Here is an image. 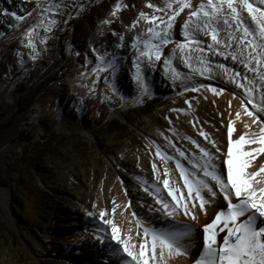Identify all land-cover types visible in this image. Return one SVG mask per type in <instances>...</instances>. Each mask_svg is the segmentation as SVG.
Segmentation results:
<instances>
[{"label": "bare ground", "instance_id": "obj_1", "mask_svg": "<svg viewBox=\"0 0 264 264\" xmlns=\"http://www.w3.org/2000/svg\"><path fill=\"white\" fill-rule=\"evenodd\" d=\"M21 1L36 4L34 10L23 16L26 17L25 20L16 21L13 16L3 13L2 10H7L8 13H16V15L22 16L17 7L19 5L18 2ZM83 1L88 3L89 7L86 10L81 7ZM149 2L157 5V7L163 4V0H0V92L10 91L15 97V105L6 104L12 105V107L7 113L0 114V130L11 121L22 117V120L27 119V121L22 125L14 124L16 127L14 130H16V133L22 134V139L25 142L38 146L47 141L48 136L44 133L45 130H40L38 134H33L29 130L33 121L29 116L25 118L26 114L24 115L23 113V109L26 107V94L32 90V84L22 85L23 82L15 80L18 74H21L23 70L24 72L27 70L22 65L29 53L30 38L26 35V32L34 25L36 27L31 37L32 42L39 44L36 49L43 50L40 52L42 54L40 70L35 72L34 75V79L37 82L43 79L51 80L58 74V82L61 81L64 84L58 90L62 89L64 94L68 98L70 97L72 103H74L73 100L77 102L80 99L84 100L88 103V108L91 112L94 109H103L110 103H124L127 100L128 102L138 101V98H141L140 90L133 79V73L135 72L134 65L139 53L132 45L135 42V34L144 35L147 33V29L152 26L148 21L139 19V14L144 12L148 15H164V13L155 12L153 8L147 7ZM201 2L203 0H191L193 7L198 6ZM117 4H121V9L117 12V15L113 16L111 13ZM50 5L52 7H49ZM56 5H59V7L57 8ZM79 11H84L82 19L75 18L76 13ZM190 11L191 9L185 8L176 17L175 25L172 29L174 40L183 41L182 26L187 20ZM39 16L43 19L36 20ZM45 18L48 19L46 20ZM53 19L57 23L49 30L48 25ZM138 19L139 22L136 27L130 29V26ZM104 20H109L111 23H103ZM41 21H43V26H39ZM157 25L160 26L159 22H157ZM62 34H64V37ZM65 35L68 39L62 40ZM221 36H224L223 32ZM121 37H123V40H121ZM41 38L46 39L44 42H40ZM200 39L202 41L201 46L205 49L204 55L211 60L214 68L211 76L207 74L200 76L192 73L183 62L182 57L177 55L173 60L172 66L182 75L174 80L172 73L165 69L163 64L164 58L172 53L174 45L170 43L163 48L162 59L156 62L154 67L144 68V65H141L146 76L149 93H155V96H159L161 93L172 94L180 90L186 91L196 88L201 91V89H204L207 94L203 102L212 101L215 105H220V99L223 97V92L226 91L230 95H226V98L230 100V103H228L230 111L227 114V119L230 120V123L227 125L224 122V125L220 128L213 123L211 113L203 114L196 105H191L186 115L191 127L185 128L180 123L179 133L174 136L171 135L168 143L164 144L158 140V143H154L151 148V158L157 175L152 181L146 182L145 189L147 188L148 191L144 190L138 198L139 203L143 202L146 204L148 212L142 215L137 213H128L125 216L118 214L110 218L121 229V235L125 238L131 236L130 243L136 245L142 243L143 227L141 225L157 229H169L173 226L176 229H182L185 224L194 225L195 231L192 239L195 241V246L190 249V255L174 257L169 264H195V260L204 246V226L211 223L219 211H226L227 203L218 195L215 203H210L206 206L207 215H205L204 210L199 208L192 209L198 216L196 221L184 216L182 209L173 219L163 211H156L160 207L156 203L157 196L175 203L168 195V189L164 188L163 180L165 178L169 179L170 186L174 185L176 188H180L182 192L187 193V188L182 187L184 180L176 167L177 161L189 172H193V162L200 160L203 155L197 147V144H199L214 154L216 156L215 163L220 165L222 162L221 158L226 159L224 154L227 152L230 142L228 135L230 128L234 129L231 139L236 140L240 135H246L248 139L258 138L260 128L264 127V124L252 123L251 117L247 116L244 111L243 105L247 101L244 99L243 90L237 87L235 83L229 82L224 75L215 70V65L224 64L230 70L240 72L242 75L246 74L249 78L253 76V73L248 72L240 63L234 62L230 58L225 60L223 56L209 52L207 45L212 43L210 36L201 34ZM73 40H75V43ZM62 45H64V48ZM62 48L65 50L64 53ZM47 50L48 52L44 54ZM105 53H107L106 59L111 60L115 57L118 70L114 74L111 69L107 72L101 71L99 73L94 71L97 65L101 63L99 56ZM54 78H57V76ZM106 78L109 83H111L112 79L113 81L116 80V91L109 89V84L105 83ZM73 82L79 83V85L73 87ZM83 83L87 86L86 90L81 87ZM91 88L95 90H90ZM213 88L217 91L213 92ZM259 91V85H257V100L259 99ZM101 92L102 94H100ZM130 92L136 93L135 95L137 96H132ZM124 94L125 99L122 97ZM100 95H103L104 98H99ZM56 104V98L48 101V105H52V107ZM39 106L38 104L36 109L34 108L36 112L39 111ZM220 111L222 117L226 115L221 108ZM237 113H240V115L237 116ZM201 133L207 134V139ZM193 141L196 143H193ZM213 141H215V146L212 143ZM157 147H159L162 154L171 159H162L161 156H158L156 154ZM259 147L260 145L251 143L242 146L244 151H252ZM217 148L219 149L218 152ZM181 152L185 153V155L181 156ZM262 166H264V153L257 154L251 160L250 167L246 171L256 172ZM223 167L226 170V164ZM165 170L168 172L167 177L164 175ZM195 171L198 172L199 170L196 169ZM127 175L132 179L135 174L129 173ZM200 175L202 176L203 174L200 173ZM257 179H260V177ZM157 189H159L158 192L156 191ZM150 193H156V195ZM188 199L191 201V198ZM196 203L198 204V201ZM90 220L91 223H87L89 224L88 233L95 238L87 244L79 243L73 253L74 259L87 264H123L124 260L129 259L123 254L120 256L113 254V249L120 246L111 240V225L105 224L104 220L95 217L87 221ZM137 221H140L141 224H138ZM85 225L80 222L78 223V228L84 231ZM137 233L140 235H137ZM97 235H103V241L98 240L96 238ZM225 235L226 230L219 232L218 243H222V238ZM100 257L103 259H99Z\"/></svg>", "mask_w": 264, "mask_h": 264}, {"label": "rangeland", "instance_id": "obj_2", "mask_svg": "<svg viewBox=\"0 0 264 264\" xmlns=\"http://www.w3.org/2000/svg\"><path fill=\"white\" fill-rule=\"evenodd\" d=\"M18 4L22 16L36 6L25 1ZM81 7L86 10L89 6L83 1ZM83 13L79 11L75 18L82 19ZM66 39L65 35L62 40ZM33 43L37 48L39 44ZM36 48L34 52L29 47L22 62L27 70L15 80L33 87L26 94L23 109L25 118L33 121L29 130L33 134L45 130L48 137L38 146L25 142L14 130V124L27 121L22 117L0 130V264H87L76 261L73 254L79 243L95 238L88 233L91 220H87L101 219V212L108 217L101 220L118 214L147 213L148 207L138 198L146 182L157 175L151 158L153 144L158 140L168 143L171 135L179 133L180 123L191 127L186 118L191 105L203 114L211 113L218 127L224 122L228 125L229 93L223 92L220 105L203 102L207 94L204 89L159 96L149 93L136 102L110 103L91 112L84 100L72 103L62 89L58 90L64 85L58 82V74L51 80L34 79L43 51ZM115 81L112 79L111 84L116 87ZM77 85L73 82V87ZM81 87L87 88L84 83ZM0 94L2 115L12 107L6 104L15 105V97L10 91ZM122 97L125 99V94ZM49 98H56L57 104L48 105ZM220 108L226 114L223 117ZM129 173L135 174L132 179ZM80 222L86 224L84 231L78 228Z\"/></svg>", "mask_w": 264, "mask_h": 264}, {"label": "snow or ice", "instance_id": "obj_3", "mask_svg": "<svg viewBox=\"0 0 264 264\" xmlns=\"http://www.w3.org/2000/svg\"><path fill=\"white\" fill-rule=\"evenodd\" d=\"M56 7L58 8L59 5ZM147 7L164 15H148L144 12L139 14V19L148 21L152 25L147 29L146 34L137 35L132 45L139 53L134 65L133 79L140 90V96L149 94L146 76L141 65L143 64L144 68L154 67L155 63L162 59L163 48L170 43L174 47L172 53L164 58L163 64L165 69L172 73L174 80L182 75L172 66L177 55L182 57L192 73L211 76L214 68L211 60L204 55V47L201 46L200 36L203 34L211 37L212 43L207 45L209 52L223 56L225 60L230 58L240 63L248 72L253 73V76L249 78L246 74L242 75L240 72L230 70L224 64L215 65V70L243 90L244 99L247 101L243 105L244 111L251 117L252 123L264 124V0H203L196 7H193L191 0H163L162 6L157 7L149 2ZM185 8L191 11L182 26L184 39L177 41L173 39L172 29L176 17ZM120 9L121 4H117L111 15H117ZM2 11L5 15L13 16L16 21L26 19L16 13ZM139 19L130 26V29L136 27ZM157 22L160 26H157ZM56 23L53 19L48 29L50 30ZM103 23L107 24L111 21L104 20ZM39 26H43V21ZM35 27L36 25L26 32L30 38L28 46L32 47L34 52L36 46L31 37ZM222 32L224 36H221ZM45 39L41 38L40 42H44ZM106 57L107 53L99 56L101 63L94 71L99 73L111 69L114 74L118 70L115 57L111 60ZM105 83L109 84L113 91L117 90L107 78ZM257 85L260 89L258 100ZM212 91L217 90L213 88ZM239 115L240 113H237V116ZM233 130L229 129L230 142L224 154L226 159L222 157L220 165L215 163L214 154L197 144L203 155L200 160L193 162V172H189L179 161L176 163L184 180L182 187L187 188V193L174 185L170 186L169 179L165 178L163 186L168 189V195L175 203L158 196L156 198V203L160 205L156 211H163L167 216L175 219L182 209V214L192 221L198 219L192 211L193 208L204 210L207 215L206 206L215 203L218 195L226 201L227 210L219 211L214 220L203 228L204 246L195 264H264V176H262L264 166L256 172L246 171L250 167L251 160L257 154L264 153V127L260 128L259 137L252 139H248L246 135H240L238 139L232 140ZM201 135L207 139V134L201 133ZM193 143L196 142L193 141ZM212 143L215 146V141ZM249 143L260 145V147L252 151H244L242 146ZM156 154L162 159H171L162 154L159 147ZM180 155L184 156L185 153L181 152ZM224 164H226V170L223 167ZM196 169L199 171H195ZM200 173L203 175L201 176ZM164 175L168 176L167 170ZM258 177L260 179H257ZM145 191L148 189L146 188ZM156 191L158 192L159 189ZM150 194L156 195V193ZM188 198H191V201ZM105 214V212L100 213L101 219ZM104 223L111 225V240L120 246L113 249V254L117 256L123 254L129 258L124 260L123 264H169L174 257L189 256L190 249L195 246V241L192 239L194 225L185 224L182 229H176L175 226L169 229H157L141 225L143 227L142 243L136 245L130 243L131 236L125 238L121 235V229L113 220H104ZM137 223L141 224L140 221ZM225 230L226 235L222 238V243H218L219 232ZM137 235L140 234L137 233ZM96 238L103 241L104 236L97 235Z\"/></svg>", "mask_w": 264, "mask_h": 264}, {"label": "built area", "instance_id": "obj_4", "mask_svg": "<svg viewBox=\"0 0 264 264\" xmlns=\"http://www.w3.org/2000/svg\"><path fill=\"white\" fill-rule=\"evenodd\" d=\"M158 26V25H157ZM137 35H139V34H135V36H137ZM144 96H146V95H144Z\"/></svg>", "mask_w": 264, "mask_h": 264}]
</instances>
